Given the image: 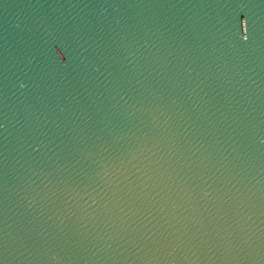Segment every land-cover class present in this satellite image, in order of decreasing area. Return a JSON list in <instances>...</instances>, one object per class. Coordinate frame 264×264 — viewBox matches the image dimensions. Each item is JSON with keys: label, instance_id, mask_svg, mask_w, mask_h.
<instances>
[{"label": "water", "instance_id": "water-1", "mask_svg": "<svg viewBox=\"0 0 264 264\" xmlns=\"http://www.w3.org/2000/svg\"><path fill=\"white\" fill-rule=\"evenodd\" d=\"M0 264H264V0H0Z\"/></svg>", "mask_w": 264, "mask_h": 264}, {"label": "snow or ice", "instance_id": "snow-or-ice-1", "mask_svg": "<svg viewBox=\"0 0 264 264\" xmlns=\"http://www.w3.org/2000/svg\"><path fill=\"white\" fill-rule=\"evenodd\" d=\"M245 40H247V36L244 37ZM57 48H61L63 49L64 52H66V50L64 48H62L60 45H56L54 48H53V51L54 53L56 54L57 58L62 62V63H67V61L63 60L62 56L60 55V53L57 52ZM91 177H89L88 175L85 176V175H82L81 179H83L85 182H87Z\"/></svg>", "mask_w": 264, "mask_h": 264}]
</instances>
